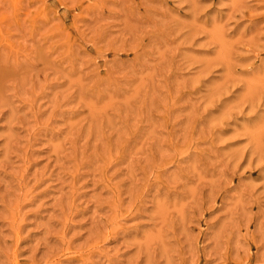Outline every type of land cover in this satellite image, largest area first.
<instances>
[{"label": "rangeland", "instance_id": "374dc122", "mask_svg": "<svg viewBox=\"0 0 264 264\" xmlns=\"http://www.w3.org/2000/svg\"><path fill=\"white\" fill-rule=\"evenodd\" d=\"M0 264H264V0H0Z\"/></svg>", "mask_w": 264, "mask_h": 264}]
</instances>
